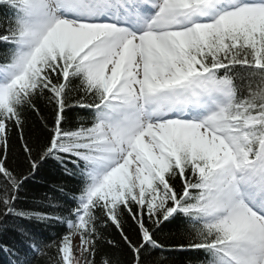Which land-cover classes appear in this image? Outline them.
<instances>
[{"label": "snow or ice", "instance_id": "6c2138e0", "mask_svg": "<svg viewBox=\"0 0 264 264\" xmlns=\"http://www.w3.org/2000/svg\"><path fill=\"white\" fill-rule=\"evenodd\" d=\"M174 252L264 264V0H0V264Z\"/></svg>", "mask_w": 264, "mask_h": 264}, {"label": "trees", "instance_id": "16d2710c", "mask_svg": "<svg viewBox=\"0 0 264 264\" xmlns=\"http://www.w3.org/2000/svg\"><path fill=\"white\" fill-rule=\"evenodd\" d=\"M41 116L46 117L47 121H49V128L51 127L50 121L52 119L50 112L42 107ZM28 127L25 129V136L30 137L33 141L46 139L47 131L44 127L45 121L42 120L39 116L35 114L29 113L28 118ZM17 137L14 136V139ZM44 179L36 180L33 182V185L30 186V190L28 191L24 203L26 205H30L33 203V197H40L43 195L45 191H47V186L51 181H54L57 176V169L54 164L49 165L44 172L42 173ZM128 231L131 232V226H127ZM180 236V230L177 226L173 225L167 228H164L163 231L159 234V239L164 242L166 245H172L177 242ZM109 239H118L117 230L112 227L110 233L108 235ZM78 240V241H76ZM79 246V237L74 238V248H78ZM169 259L174 261V264H187V259L181 255L179 252H174L169 256Z\"/></svg>", "mask_w": 264, "mask_h": 264}, {"label": "rangeland", "instance_id": "374dc122", "mask_svg": "<svg viewBox=\"0 0 264 264\" xmlns=\"http://www.w3.org/2000/svg\"><path fill=\"white\" fill-rule=\"evenodd\" d=\"M76 241H78V240H76Z\"/></svg>", "mask_w": 264, "mask_h": 264}]
</instances>
